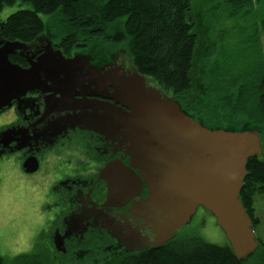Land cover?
I'll return each mask as SVG.
<instances>
[{"label":"water","instance_id":"1","mask_svg":"<svg viewBox=\"0 0 264 264\" xmlns=\"http://www.w3.org/2000/svg\"><path fill=\"white\" fill-rule=\"evenodd\" d=\"M36 42L44 46L42 53L35 52V41L22 44L0 37V109L28 92L47 93V111L67 113L53 121L52 131L83 126L116 140L126 150L129 166L138 175L129 170L110 178L111 166L106 167L91 193L105 195L108 205L125 202L139 194L144 182L148 196L133 203L132 212L151 240L129 228L127 235L111 230L112 238L129 252L158 250L173 241L201 209L214 219L233 258L247 261L258 242L239 196L248 176V160L264 154L260 133L210 130L133 68L125 73L111 63L94 66L81 54L66 58L53 50L45 35ZM12 55L24 58L29 66L11 63ZM36 170L32 164L27 173ZM61 244L54 237L56 249Z\"/></svg>","mask_w":264,"mask_h":264},{"label":"trees","instance_id":"2","mask_svg":"<svg viewBox=\"0 0 264 264\" xmlns=\"http://www.w3.org/2000/svg\"><path fill=\"white\" fill-rule=\"evenodd\" d=\"M194 1L0 0V13L9 8L16 9L0 22V37L9 42L29 44L42 35L53 38L51 33L55 31L60 36L55 45L64 56L76 49L84 50L87 44L101 42L112 45V48L125 51L139 75L150 79L162 92L175 98L181 109L197 122L205 121V124L209 121L214 129L241 125L246 127L244 130L259 131L258 128H264V59L261 51L257 63L250 61L230 69L239 68L243 73L222 72L224 77L220 78L228 83L225 90H221L224 88L221 83L210 81V86L220 87L217 93L220 96L219 108L209 102L204 111L198 112L189 104L195 84L192 73L197 45L194 25L189 19ZM226 4L235 6H230L231 17L236 15L237 9L252 5L251 0H226ZM17 59L10 57L12 62H18ZM223 125L225 127H220ZM247 172L239 200L254 226L258 223L255 197L264 199V154L261 158L248 160ZM257 242V250L245 262L233 258L227 243L218 247L184 236L158 250L116 257L106 254L102 263L264 264V242ZM39 250L50 254L44 241ZM37 252L35 249L30 254L8 260L0 257V264H50Z\"/></svg>","mask_w":264,"mask_h":264},{"label":"rangeland","instance_id":"3","mask_svg":"<svg viewBox=\"0 0 264 264\" xmlns=\"http://www.w3.org/2000/svg\"><path fill=\"white\" fill-rule=\"evenodd\" d=\"M251 3L250 6L237 9L233 17L229 16L232 11L230 6L233 8L235 6L226 4V0H195L192 4L189 19L194 25L197 45L192 73L195 84L193 94L189 96V104L195 106L198 112L204 111L209 102L220 107L217 104L220 87L210 86V81L221 83L224 86L221 90H225L228 83L220 78L224 77L221 75L222 72L229 73L232 71L230 70L232 66L248 64L250 61L253 64L257 63L260 51L264 59V0H251ZM15 10L9 8L0 13V22ZM53 29L56 30L55 27ZM51 35L54 39L45 36L55 44L60 36L55 31H52ZM112 47L96 42V44H87L84 50L80 48L72 52L88 56L91 63L101 67L110 63L112 55L118 50ZM232 72L239 74L243 73V70L237 68ZM203 123L201 124L210 130L230 131L229 128H234L244 131L243 128H246L233 125L226 129H214L209 121ZM258 130L264 152V128ZM58 152L55 151L56 154H59ZM46 156L48 155H45V158ZM17 160V156L14 155L0 159V257L8 260L22 254H30L36 249L50 264L58 262V264H103L104 257L96 248H90L91 246L86 248L90 254L75 258L67 255L56 257L54 253L47 255L39 250L43 241L47 244V234L44 231L47 226L43 219L46 220V216L51 212L54 213V209L51 208L52 203L42 199L46 196L45 189L61 175L74 171L72 163L75 162L69 164L72 159L66 157L58 162L57 159L48 156L46 163L40 168V173L24 177L20 174ZM254 209L258 223L253 226V231L256 239L264 242V199L260 196L255 197ZM201 213L205 214L202 210ZM184 236L195 237L218 247H223L226 243L223 234L215 226L214 219L207 213L196 214L192 222L183 228L176 238L181 239Z\"/></svg>","mask_w":264,"mask_h":264},{"label":"flooded vegetation","instance_id":"4","mask_svg":"<svg viewBox=\"0 0 264 264\" xmlns=\"http://www.w3.org/2000/svg\"><path fill=\"white\" fill-rule=\"evenodd\" d=\"M35 45V52L42 53V43L35 41ZM52 46L53 50L61 52L58 45ZM73 54L75 53L65 57L70 58ZM12 56L17 57L18 62L10 61L11 63L22 68L29 66L24 58ZM111 58L112 67H120L125 73L131 72L133 67L125 51L118 49ZM93 65L96 66L95 63ZM47 96V93L28 92L17 100H12L9 107L0 109V134L11 130L14 132L12 135L0 137V159L7 155L17 156L20 174L24 177L40 173V168L46 163L48 156L58 162L65 157L72 159L69 164L75 162L72 163L75 170L54 180L45 189L46 196L42 198L47 203H52L51 208L54 209L53 214L51 212L46 216V220L43 219L47 226L44 231L47 234L46 245L49 252L54 253L56 257L67 255L75 258L90 254L86 250L90 246L96 248L103 257L106 253L116 257L152 250L146 248L129 252L112 238L111 231L116 232L115 230L119 229L120 234L127 235L125 230L129 228L137 230L141 236L151 240L146 228L140 230L143 224L134 218L132 212L133 203L148 196L144 182L139 194L131 196L125 202L111 203L112 205L106 204L109 201L105 195L97 196L91 193L99 175L106 167L111 166L107 174L110 178H116L121 173L126 175L129 170L138 175L137 171L129 166V157L124 153L126 150L116 140L107 139L103 135L84 129L83 126L67 128L59 133L52 131L53 121L65 117L67 113L48 112ZM97 100L101 101L100 98ZM55 151H59V154ZM45 155H48L47 158ZM32 164H36L37 170L27 173ZM197 214L206 213H201L199 209ZM54 237L58 239V243L62 242L59 249L54 245Z\"/></svg>","mask_w":264,"mask_h":264}]
</instances>
